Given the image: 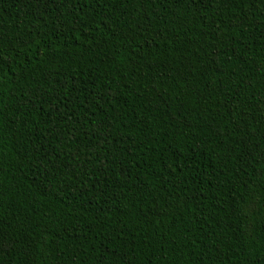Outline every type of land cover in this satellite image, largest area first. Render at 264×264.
Returning a JSON list of instances; mask_svg holds the SVG:
<instances>
[{
	"label": "trees",
	"instance_id": "1",
	"mask_svg": "<svg viewBox=\"0 0 264 264\" xmlns=\"http://www.w3.org/2000/svg\"><path fill=\"white\" fill-rule=\"evenodd\" d=\"M0 264H264V0H0Z\"/></svg>",
	"mask_w": 264,
	"mask_h": 264
}]
</instances>
